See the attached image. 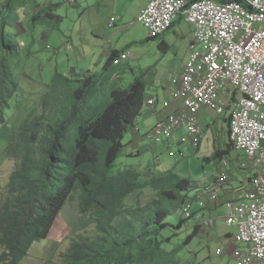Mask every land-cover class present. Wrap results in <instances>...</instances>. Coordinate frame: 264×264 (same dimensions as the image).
Segmentation results:
<instances>
[{
	"label": "trees",
	"instance_id": "16d2710c",
	"mask_svg": "<svg viewBox=\"0 0 264 264\" xmlns=\"http://www.w3.org/2000/svg\"><path fill=\"white\" fill-rule=\"evenodd\" d=\"M14 1L5 0L7 13L15 10ZM51 20L55 28L62 17L50 7L31 18L34 25ZM12 23L3 21L1 29L0 127L6 122L10 100L19 91L12 68L14 47L4 38V27ZM120 53H110L102 73L76 75V87L62 88L75 75H55L56 82L52 79L44 95L42 112L30 113L13 132L8 153L18 164L8 178L0 205V264H20L34 242L48 238L60 210L75 195L80 218L94 229L74 235L62 255V264L178 263L180 247L171 253L163 247L175 235L164 238L162 232L180 229L187 221L183 218L176 227L166 222L172 214H181L188 193L197 185L171 171L140 181L137 169H114L116 158L124 150V136L142 113L146 92L144 74L135 77L126 89L104 79ZM223 120L228 133V118ZM232 147L227 143L226 150L216 149L205 160L220 162ZM146 186L154 196L142 203L138 195ZM133 194L135 204L126 205ZM198 231L199 226L194 225L186 243Z\"/></svg>",
	"mask_w": 264,
	"mask_h": 264
},
{
	"label": "rangeland",
	"instance_id": "374dc122",
	"mask_svg": "<svg viewBox=\"0 0 264 264\" xmlns=\"http://www.w3.org/2000/svg\"><path fill=\"white\" fill-rule=\"evenodd\" d=\"M4 3L5 0H0V47L2 45V23L9 20L10 23H13L4 27V38L6 44H12L14 47L13 54L16 57L13 58L14 61L12 60V65H15L12 68L16 82L19 83V91L10 100V107L6 111V122L0 127V205L6 196L8 178L18 164V160L8 153L13 132L22 119L30 113L39 114L42 112L44 95L48 92L52 79L58 77L54 75H62V72L68 71L71 67H76V59L73 54H75L77 47L73 46V49L67 46L64 47L65 40L62 42V35L70 37L71 33L80 27V24H76V22H79L84 14L89 23L88 14L82 13L83 9L88 7V0H76L74 5L66 3L65 0H49L47 2L45 0H16L14 1L15 10L10 13L6 12ZM34 3L39 8L47 5L54 7V14L62 17L61 23L55 28L51 27L54 25V20L45 25L32 24L31 16L34 14ZM77 4L79 8H77ZM120 7L125 10L127 4L122 2ZM36 9L38 10V7ZM121 16L119 21L113 17V27L109 30L106 28L107 33L103 37L104 41L102 39L99 41V43H103L109 39V44L114 48L130 51L136 57L134 61L131 60L123 62L119 66H114L111 71L104 75V79L115 81L117 88L126 89L135 77H140L142 74L147 76L149 73L147 71L148 67L152 68L151 73L154 71L157 74L160 72L164 74L167 68L178 69L187 60L189 43L192 37V28L187 22L180 20L161 36L147 39L146 29L140 23L136 22L130 25L133 19L128 20L129 17L124 19ZM109 17L110 15L106 18V21ZM82 29L84 34L90 35V26L87 23H84ZM116 30L118 31L116 35L109 38ZM41 31H45V34ZM93 35L101 37V34H97L96 28H93ZM162 42L168 44V48L160 47ZM84 46L90 52L91 48L92 51L94 50L92 45ZM65 48L71 52L68 54L70 57L66 56L67 51ZM3 54L0 48V55L3 56ZM103 65L104 62L101 66L91 69V71L96 73L94 71L96 70L100 74L103 71ZM78 80L75 75L74 79L67 83L69 87L64 86L62 88L76 87ZM143 80L146 81L145 78ZM30 81L34 83V86L30 84ZM158 81H160L159 77ZM150 92V88L147 86L146 94ZM104 93H107V85H104ZM200 114L208 118L211 125H207L209 129L205 128L206 135L197 149L183 144L167 143L164 140L152 144L143 136L144 131H146L145 124L138 125L142 119L140 115L135 123V127L137 124V128L140 130L138 133L139 139L137 140L139 142L133 145V149L126 150L131 140L129 131L125 134L123 139L124 150L116 158L114 169H137L142 178L140 181L151 175L162 176L168 171L181 178L195 181L206 176L209 177L218 163L230 161L233 166V175L240 174L243 181L244 178L253 175L255 169L251 166H244L246 169L241 168L242 170L235 169L233 161L237 164L238 160L242 162H247V160L241 151L233 147L229 153L223 156L224 158L220 162L205 160V158L211 157L216 149L226 150V144L230 141L223 120L225 117H219L206 108ZM130 151L132 155L129 154ZM235 182L232 181L233 184ZM134 195L126 199V205L135 204L136 196ZM153 196L151 188L146 186L138 195V200L144 203ZM74 197L73 200H68L60 210V216L58 220L54 221V226L48 238L34 242L28 255L20 264H62V255L66 253L70 240L74 235L93 231L94 226L92 224L86 225V222L80 218L78 199L76 195ZM182 219V215L176 212L168 217L166 222L176 227ZM189 225V221H184L180 229L167 228L162 232L164 238L175 235L172 237V241L165 243L163 247L167 253H171L170 251L174 248L180 247V251L176 255V261L178 262L176 264H234L233 258L230 257L226 249H223V255H216L217 244L215 241L207 242L200 237H194L186 243L191 232L188 229ZM224 231L231 235H235L236 232L235 228L228 226L221 229V232ZM1 252L2 248L0 247Z\"/></svg>",
	"mask_w": 264,
	"mask_h": 264
},
{
	"label": "built area",
	"instance_id": "2783aa9c",
	"mask_svg": "<svg viewBox=\"0 0 264 264\" xmlns=\"http://www.w3.org/2000/svg\"><path fill=\"white\" fill-rule=\"evenodd\" d=\"M180 18L193 29L190 53L170 81L169 100L161 102L164 109L172 104L170 112L144 137L152 144L171 143L181 131L177 142L197 149L202 141L200 111L206 108L228 118L230 143L255 169L244 196L223 205L224 223L236 229L231 257L234 264H264V0H148L131 24L140 23L152 39ZM113 22L111 18L109 28ZM129 58V52L121 53L113 65ZM146 103L153 109L156 99ZM227 181L225 174L218 177L211 200ZM181 215L190 223L198 221L199 229L214 226L212 219L194 213L189 199ZM223 252L222 247L215 250L216 255Z\"/></svg>",
	"mask_w": 264,
	"mask_h": 264
},
{
	"label": "crops",
	"instance_id": "0c3cea01",
	"mask_svg": "<svg viewBox=\"0 0 264 264\" xmlns=\"http://www.w3.org/2000/svg\"><path fill=\"white\" fill-rule=\"evenodd\" d=\"M122 2L127 4V8L125 10L123 9V7H120ZM147 4H148V0H88V7L84 8L82 13L85 12L88 14L89 23L87 21V18H85V14H84L79 19V22H76V24H80V27L76 31H73L70 37H67L66 35H62V42H64L65 40L63 44L64 47L67 46V47H70V49H73V46L77 47L75 54H73L76 59L75 61L76 67L75 68L71 67L68 71L62 72V76L65 78H70L73 75L83 76L87 72L93 73L91 69H95V67H98L99 65L101 66L102 62H104V65H105L112 51H119L121 53L129 52L130 58L126 62H129L131 60L133 61L136 60L135 55L132 54L130 51H126L124 49L118 50L117 48H114L112 45H110L109 39L103 43H99V41H101V39L104 41L103 37L107 33L106 28L109 30L108 23L111 18L114 17L116 18L115 20L119 21V17L123 15L121 17H123L124 19L126 17H129L128 20L133 19L134 21L137 15L147 6ZM34 5H35L33 7L34 14L40 11L42 8L50 7L51 9L54 10V7L49 6V5L43 6L40 8L37 4L34 3ZM37 7H38V10L36 9ZM77 8H79L78 4H77ZM34 14H32L31 17H33ZM113 14H117L120 16L116 17ZM109 15L110 17L106 21V18ZM83 19L84 21L82 22ZM180 20H184V19L180 18L176 20V22ZM84 23H87L90 26V30H89L90 35L86 33L84 34L83 29H82ZM131 23L130 25H133ZM93 28L97 29V34H101L100 38L97 37V35H93ZM41 32H44L45 34V31H41ZM117 32H118L117 30L113 32L109 38L114 37ZM147 39H150V38L147 37ZM192 40H193V29H192L191 42L189 43V53H190V46H191ZM163 43L164 45H162V48H165V49L168 48V44H166L165 42ZM84 45H92L94 47V50L92 51V48H91V52H90L88 49L85 48ZM65 50L67 51L66 56L70 57L68 54H70L71 52L66 48ZM101 58L103 59L102 61H101ZM183 66L184 64H182L178 69L167 68L164 74H162V72L157 74L154 71H152L151 73L152 68L151 67L147 68V71H149V73L147 76H144L143 78L146 79L147 82L145 80L144 82L146 84V87L148 86L150 88L151 92L149 94H146L145 92V101H144L143 109L141 113L142 119L138 123V125L141 123L142 125L145 124L146 131H144L143 136L149 130H151L154 126L162 123L166 119L168 113L170 112L172 108V104H170V106L167 109H164L161 106V102L169 100V96H170L169 90L171 87L170 81L174 76H177L179 74V72L183 69ZM94 71L96 73H99L96 70ZM158 77L160 81H158ZM30 84L34 86V83L32 81H30ZM151 98L156 99V103L153 106V109L148 107L146 103L147 100ZM200 113L198 115V119L202 127V140H203V138L206 135L205 128H207V125L210 124V122L208 118L201 116ZM149 120H151V122H149ZM139 131L140 130L139 128H137V124H136V127L134 126L133 128L129 130V137L131 141H129V145H128V148H126V150L133 149L134 148L133 145L139 142L137 141L139 139V136H138ZM181 134H183L181 131L174 134L171 139L172 140L171 143H178L177 139H179ZM129 154L132 155V152L130 151ZM246 163L247 162H242L241 160H238V163L236 164L233 161V165L235 169L236 168L246 169V167H244V166H247ZM232 172H233V166L231 165L230 161L220 162L216 166V169L212 170L209 177L206 176V177L201 178V180H195L194 182L197 185L196 189L188 193V199L191 201L194 207V213L196 214L198 213L199 215H202L201 217H204V219H212L214 221V226L212 228H209V229L200 228L196 237H200L201 239L207 242L215 241V243L217 244L216 249L223 247V249H226L227 252L230 254V257H231V250L234 245V242H233L234 235L228 234L225 231L221 232V229H224L226 227V224L224 223V220H223L224 213H225L223 205L226 202H231V201H236V200L241 199L245 194V190L248 186L249 178L251 177L250 175L249 177L244 178V181H243L240 178V174L237 173L236 175L235 174L233 175ZM222 174L227 175L228 181L223 186H221V188L218 191L217 199L213 201L210 199V193L214 185L216 184L218 177H220ZM232 181H236L235 184H233ZM215 222H216V225H215ZM197 224H198V221L196 223L194 222L190 223L188 227L189 231H192L194 225H197Z\"/></svg>",
	"mask_w": 264,
	"mask_h": 264
}]
</instances>
